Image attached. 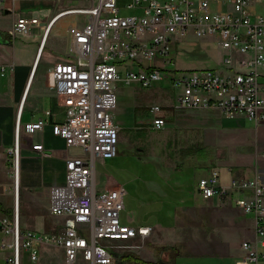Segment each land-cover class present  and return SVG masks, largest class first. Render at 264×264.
I'll return each mask as SVG.
<instances>
[{
    "label": "built area",
    "instance_id": "2783aa9c",
    "mask_svg": "<svg viewBox=\"0 0 264 264\" xmlns=\"http://www.w3.org/2000/svg\"><path fill=\"white\" fill-rule=\"evenodd\" d=\"M6 0H0L2 8ZM16 6L18 0H12ZM62 2L64 0H46ZM85 6H68L48 23L42 47L55 21L70 14H85L83 25L69 28L71 58L55 65L54 78L66 111L58 133L70 147L83 153L67 160L65 185L52 190V212L63 218L54 231L24 229L20 214L21 159L20 121L12 150L14 208L11 215L0 210L3 247L11 250L7 264H22L23 251L33 261L40 245L60 247L66 264H116V251L146 238L150 226H128L121 214L128 193L123 185L99 189L97 161L119 155L120 126L114 117L118 105L117 83L139 82L144 87L168 80L176 90V109H219L231 118L245 116L264 121V14L255 3L264 0H85ZM36 20L20 16L12 34L30 30ZM195 39L216 41L223 50L220 68L182 69L171 56L181 43ZM133 60L134 64L127 61ZM8 68L0 64V74ZM151 126L166 127L163 107L154 103ZM47 115L51 111L46 112ZM41 118L27 125L41 129ZM204 197L226 198L232 191H251L237 203L252 213L264 237V183L259 177L234 178L220 183V173L199 180ZM247 255L239 264H258L264 257L256 244L244 241Z\"/></svg>",
    "mask_w": 264,
    "mask_h": 264
},
{
    "label": "crops",
    "instance_id": "0c3cea01",
    "mask_svg": "<svg viewBox=\"0 0 264 264\" xmlns=\"http://www.w3.org/2000/svg\"><path fill=\"white\" fill-rule=\"evenodd\" d=\"M65 1L18 0L14 6L12 0H6L0 8V64L8 68L5 76L0 74V191L3 189L2 192L13 196L12 150L20 121V204L22 206L24 203L23 207L32 212L45 209L37 214L32 213L38 230H44V225L51 219L53 188L66 184L67 160L81 151L78 147L68 146L58 133V125L65 121L66 111L54 78L56 64L45 51L48 42L42 47L47 25L57 13L68 7H61ZM35 3L38 7L45 3L55 4L56 7L48 22H42L45 26L36 51L22 40V34L31 29L12 34L17 19L20 16L29 18L25 12ZM64 17L55 21L48 39L54 26ZM74 24L62 21L53 33L54 43L64 39L65 44L71 45L69 28ZM207 110H215L212 121L216 125L221 124L216 120L221 116L220 110ZM47 111H51V114L47 115ZM41 118L48 119L43 128L28 129V124ZM122 119L119 117L117 123L120 129H125L126 122ZM242 129L240 134L245 138L254 133V146L257 148L255 158L218 163L215 159H201L202 162H198L199 159H177L173 172L164 170V162L156 163L157 167L160 166L157 169L158 178L150 177L149 183L143 187L142 220L127 217L123 221L128 226H150L152 231L146 238L138 236L131 241L132 244L141 239L142 246L118 249L116 264H239L247 255L244 241L256 244L264 252V237L258 232L254 215L237 203L238 197L249 196L251 191H232L226 198H206L198 187L201 178L211 176L216 170L220 173V183L224 185L230 184L234 178L259 177L264 183V121L255 123V129ZM119 185H123L121 181L110 177L103 187L98 188H115ZM258 264H264V257Z\"/></svg>",
    "mask_w": 264,
    "mask_h": 264
},
{
    "label": "rangeland",
    "instance_id": "374dc122",
    "mask_svg": "<svg viewBox=\"0 0 264 264\" xmlns=\"http://www.w3.org/2000/svg\"><path fill=\"white\" fill-rule=\"evenodd\" d=\"M90 2L85 0H66L65 6H85ZM36 3L25 12L35 21V26L25 34L22 40L25 44L36 51L39 47L41 35L44 30L42 22H48L55 12V4H43L38 7ZM257 10L264 14V3L257 2ZM89 18L85 14H70L65 16L53 28L50 38L46 39V53L55 64L62 60H68L72 54L71 45L65 44L64 39H59L54 43V31L60 26L62 21L83 23ZM53 42V43H52ZM55 44V45H54ZM54 45V46H53ZM45 46V45H44ZM43 46V47H44ZM53 46V47H52ZM62 49L57 51L54 49ZM48 50V51H47ZM223 50L216 41L205 39L198 41L191 39L184 41L180 49L174 48L172 57L177 66L182 69L192 68H220L222 66ZM134 64L135 61H127ZM118 105L114 111L117 120L126 122V128L120 129L119 155L114 158H100L97 161V185L104 186V182L110 177H115L121 181L129 192L125 197L126 209L121 214L122 220L138 217L142 220V197L144 195V185L152 176H156V163L164 162V170L173 172L176 169L177 159H215V162L236 161L237 159L255 158L256 146H254V133L245 138L242 127L245 130L255 129V123L247 120L245 116L235 118L229 117L224 112L216 119L221 124H215V110L209 112L207 109H176V90L168 80L158 81L153 86L144 87L139 82L128 84L124 81L117 83ZM158 103L163 107L162 115L167 119V125L161 130H155L150 126L153 114L150 111L152 104ZM245 118V120H244ZM241 120L243 121L241 122ZM261 123V122H259ZM256 123V124H259ZM231 124V125H230ZM251 132V131H250ZM244 139H247L244 142ZM83 151L79 150V155ZM78 156V155H77ZM108 159V160H107ZM158 164V165H159ZM178 168V167H177ZM156 178H158L156 176ZM1 188V187H0ZM0 191V210L10 209L13 212V196ZM22 201L24 198L22 197ZM129 204V205H128ZM24 203L20 207L21 221L24 229H32L37 232L54 231L63 224L62 218L54 213L51 219L44 225V230L37 229L36 218L33 214L43 212L45 209H38L32 212L25 209ZM11 212V214H12ZM137 223V221H136ZM137 227V226H136ZM4 235L0 231V264H7V259L12 257L11 250L3 247ZM131 243V242H130ZM143 240L137 239L131 246H142ZM128 246L126 248H131ZM22 264H66L65 255L60 247L52 244L40 245V258L33 261L30 253L23 251Z\"/></svg>",
    "mask_w": 264,
    "mask_h": 264
},
{
    "label": "trees",
    "instance_id": "16d2710c",
    "mask_svg": "<svg viewBox=\"0 0 264 264\" xmlns=\"http://www.w3.org/2000/svg\"><path fill=\"white\" fill-rule=\"evenodd\" d=\"M3 212L6 213V214H8V215H11V212L12 211L10 209H4Z\"/></svg>",
    "mask_w": 264,
    "mask_h": 264
},
{
    "label": "water",
    "instance_id": "95a60500",
    "mask_svg": "<svg viewBox=\"0 0 264 264\" xmlns=\"http://www.w3.org/2000/svg\"><path fill=\"white\" fill-rule=\"evenodd\" d=\"M1 34V33H0Z\"/></svg>",
    "mask_w": 264,
    "mask_h": 264
}]
</instances>
